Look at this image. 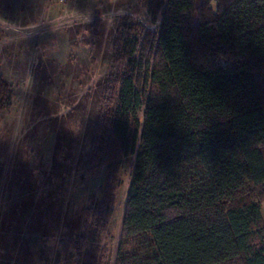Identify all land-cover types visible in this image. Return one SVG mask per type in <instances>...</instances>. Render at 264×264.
I'll return each instance as SVG.
<instances>
[{
  "label": "trees",
  "instance_id": "trees-1",
  "mask_svg": "<svg viewBox=\"0 0 264 264\" xmlns=\"http://www.w3.org/2000/svg\"><path fill=\"white\" fill-rule=\"evenodd\" d=\"M196 1L165 0L151 60L142 41L118 78L102 159L134 161L114 264H264V0Z\"/></svg>",
  "mask_w": 264,
  "mask_h": 264
},
{
  "label": "rangeland",
  "instance_id": "rangeland-1",
  "mask_svg": "<svg viewBox=\"0 0 264 264\" xmlns=\"http://www.w3.org/2000/svg\"><path fill=\"white\" fill-rule=\"evenodd\" d=\"M164 2L0 0V222L17 214L3 225L0 264H82L85 252L114 264L134 155L107 165L103 146L118 78L142 41L151 60Z\"/></svg>",
  "mask_w": 264,
  "mask_h": 264
},
{
  "label": "clouds",
  "instance_id": "clouds-1",
  "mask_svg": "<svg viewBox=\"0 0 264 264\" xmlns=\"http://www.w3.org/2000/svg\"><path fill=\"white\" fill-rule=\"evenodd\" d=\"M108 15H111L112 17H115L117 15H123V10L122 9H120V10H113L110 13H108ZM145 28L148 29V30L153 29L152 27H149L148 24H145Z\"/></svg>",
  "mask_w": 264,
  "mask_h": 264
},
{
  "label": "crops",
  "instance_id": "crops-1",
  "mask_svg": "<svg viewBox=\"0 0 264 264\" xmlns=\"http://www.w3.org/2000/svg\"><path fill=\"white\" fill-rule=\"evenodd\" d=\"M260 212H261V215H262V218H263V221H264V202L261 203V205H260Z\"/></svg>",
  "mask_w": 264,
  "mask_h": 264
}]
</instances>
